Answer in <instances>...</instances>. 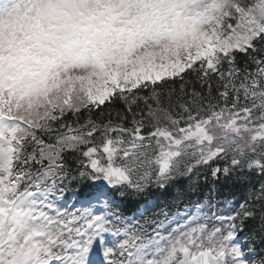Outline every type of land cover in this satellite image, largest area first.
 <instances>
[{
    "label": "snow or ice",
    "instance_id": "snow-or-ice-1",
    "mask_svg": "<svg viewBox=\"0 0 264 264\" xmlns=\"http://www.w3.org/2000/svg\"><path fill=\"white\" fill-rule=\"evenodd\" d=\"M0 264H264V0H0Z\"/></svg>",
    "mask_w": 264,
    "mask_h": 264
},
{
    "label": "trees",
    "instance_id": "trees-1",
    "mask_svg": "<svg viewBox=\"0 0 264 264\" xmlns=\"http://www.w3.org/2000/svg\"><path fill=\"white\" fill-rule=\"evenodd\" d=\"M197 172L203 173L204 169H198ZM196 179L197 173H193L191 176V181H196ZM189 183L190 180L188 178H182L177 184H173L165 191H153L150 194H147V201L153 199L155 207L157 209H160L162 207L174 204L177 200L181 201L182 198H187L188 201H192L194 199L207 197L210 201L212 199L217 201L223 200L225 199V197H227L228 199L235 198V200L240 201L246 194L245 189L243 187L232 186L230 183L227 185L214 186L212 185L211 181H209L207 184H205L203 175L200 176L199 183L196 184V186L189 188ZM72 187L75 188V185H73ZM181 189H183L184 195L182 197L177 198L175 196V193L180 191ZM209 189H213L211 196L208 195ZM145 202V198H138L134 205H130L131 211H134Z\"/></svg>",
    "mask_w": 264,
    "mask_h": 264
}]
</instances>
